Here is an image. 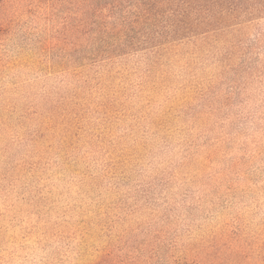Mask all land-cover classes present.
I'll list each match as a JSON object with an SVG mask.
<instances>
[{
	"label": "rangeland",
	"instance_id": "374dc122",
	"mask_svg": "<svg viewBox=\"0 0 264 264\" xmlns=\"http://www.w3.org/2000/svg\"><path fill=\"white\" fill-rule=\"evenodd\" d=\"M34 30L0 31V264L145 248L151 264L185 248L264 264V81L237 92L190 45L156 69L144 54L89 63L68 89Z\"/></svg>",
	"mask_w": 264,
	"mask_h": 264
},
{
	"label": "trees",
	"instance_id": "16d2710c",
	"mask_svg": "<svg viewBox=\"0 0 264 264\" xmlns=\"http://www.w3.org/2000/svg\"><path fill=\"white\" fill-rule=\"evenodd\" d=\"M19 21L36 30L33 51L46 58L38 64L71 77L68 89L87 84L89 63L109 67L144 54L154 69L190 45L188 54L212 55V76L237 92L264 81V0H0V31ZM142 250L110 252L97 264H151L155 250ZM206 250L178 249L166 264H208Z\"/></svg>",
	"mask_w": 264,
	"mask_h": 264
}]
</instances>
